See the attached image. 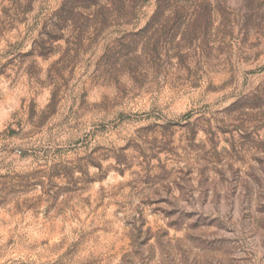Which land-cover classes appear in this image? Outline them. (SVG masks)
Masks as SVG:
<instances>
[{"label": "rangeland", "instance_id": "rangeland-1", "mask_svg": "<svg viewBox=\"0 0 264 264\" xmlns=\"http://www.w3.org/2000/svg\"><path fill=\"white\" fill-rule=\"evenodd\" d=\"M0 264H264V0H0Z\"/></svg>", "mask_w": 264, "mask_h": 264}]
</instances>
